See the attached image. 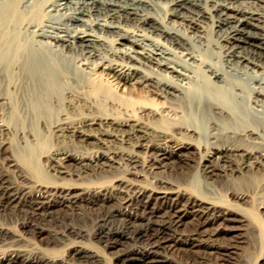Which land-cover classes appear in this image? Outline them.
I'll return each instance as SVG.
<instances>
[{
  "label": "bare ground",
  "instance_id": "obj_1",
  "mask_svg": "<svg viewBox=\"0 0 264 264\" xmlns=\"http://www.w3.org/2000/svg\"><path fill=\"white\" fill-rule=\"evenodd\" d=\"M83 100L117 115L55 113ZM8 106L12 122L38 130L16 150L23 168L0 143V218L53 232L70 253L25 256L21 232L1 225L0 264H100L80 239L102 244L114 264H224V232L244 220L214 184L264 172V0H0V110ZM10 125L0 121V137L14 135ZM44 132L98 148L43 152ZM172 164L196 172L159 176ZM73 169L96 183H58ZM115 171L126 177L108 180Z\"/></svg>",
  "mask_w": 264,
  "mask_h": 264
},
{
  "label": "rangeland",
  "instance_id": "obj_2",
  "mask_svg": "<svg viewBox=\"0 0 264 264\" xmlns=\"http://www.w3.org/2000/svg\"><path fill=\"white\" fill-rule=\"evenodd\" d=\"M164 13H165V10L161 9L160 15L164 16ZM211 40L213 41V44H212L213 48H215L217 51H219V49H217L218 46L215 43L218 41V38L213 35L211 37ZM220 42L221 41L219 40L218 43H220ZM205 55H206L207 59H211V60L213 59L214 61L219 59L218 54H212V53L208 52ZM112 89L114 92H116L115 91L116 89L114 87H112ZM83 92L85 93V89ZM118 93L119 92L115 93V96L117 98L120 97V96H118ZM121 101L124 104H127V102L125 100L122 99ZM139 101L140 102L143 101V102L150 103V104L158 103L156 98L144 97V96L142 98H140ZM87 102H88V100H85V101L83 100V102L82 101L74 102L73 108H71L72 111H71V109H70V111H67L69 109L64 107V105L63 106L59 105L56 107L55 113H58L57 111L60 112V111L66 110L65 112L68 113L69 117H71L74 120H77V119L79 120L80 117L82 118L84 116H89V115H91V116L103 115V116H108V117H110V116L114 117L117 115V112L116 111L113 112L114 110L111 111V109H110L111 107H109V106L108 107L106 106L107 108L106 107L105 108L104 107L99 108V106H97V105L96 106L95 105L90 106ZM88 106H89V108H88ZM8 110L10 111L9 106L2 108L0 110V121L6 122V123L8 122V124H11L10 126L12 128H14V130L16 132L11 137H8L9 139L7 137H0V143L3 141V143L6 142L7 144L10 145V146L8 145V147H7L8 150L6 151L5 156L10 157L11 159H14V161H15L17 159V156H16L17 148L19 146H24V143H25L24 138L29 136L28 140L33 139V136L31 135V134H33L32 131L36 130L38 128V126L32 125L29 121L27 122V124L26 123L22 124L19 121H15V120L12 122L13 119L10 120L11 117L9 115ZM14 122H15V124H14ZM40 130L41 129L39 128V131ZM44 133H45L46 138L48 140L49 146L47 145V147H49V148L45 147L43 152H46V151H48V149L53 148V149H58V150H61L64 152H69L71 154H78L81 150V152L79 154H83V153L85 154L86 153V155H88V154L90 155L91 153L95 152L96 149L98 148V147H95L93 145H91V146L88 145V146H85V149H83L81 147L82 145L78 141H75L71 136H69L70 138L68 136H66V137H63L65 139L58 138V140H57V138L56 137L54 138L53 135H50L46 132H44ZM114 143H111L112 145L110 144L111 145L110 146L109 141L107 142L108 148L109 147L111 148V149L109 148V150L119 151L120 147H121L120 150H122L124 148V146H122L121 143H119L121 146L118 145V142H114ZM94 147H95V149H94ZM80 148H82V149H80ZM82 151H83V153H82ZM15 157H16V159H15ZM4 159H1V165L3 166L1 168H2V170L4 169V172L7 171L8 175H10L11 172H9V169H7L8 167L6 166ZM2 162H4V163H2ZM17 163L20 166V168L21 167L23 168V166L20 165L19 160L16 162V164ZM44 165H45V162L42 161V166H44ZM75 170L76 169H73V171H72V173H73L72 178H70V176H62L61 178H64V180H59L58 183H62L64 181H66V183H68V182L74 183L75 185H81V184L86 185L87 183H90L89 179H91V177H88L86 175L87 173L83 174L82 177H83V179H88L89 181L83 180V179L79 180L76 177ZM90 170H92V169H90ZM90 170L88 169V172H89L88 175L92 174ZM195 172H196V169L193 166H192V168H188V167H185L182 165H173L172 164L167 169L159 171V176L164 177L171 182H178V180H177L178 175L180 177L183 176L184 178H187V177H191V175H193V173H195ZM175 174H176V176H175ZM261 174L256 176L257 177L256 178L254 175H252V173L245 171L242 174H239V173L233 174V176H232L233 179L231 178V176H230V178L227 177L228 179L226 178V180L223 181L222 186H219L218 184H216V185L214 184L215 193L216 194L218 193L216 195L217 196L216 198L218 200L222 199L221 203H223V205H225V207L227 206L230 209L233 208V210L236 209L235 211L240 213V215L242 216V217L238 216V218L244 220L242 223L241 222H235V223L230 224L226 228V231L224 232L222 244L223 245L225 244L226 245L225 247L227 248V253H226V258H225L226 261L224 264H264V231H263V228H264V172H262ZM229 175H231V174H229ZM109 177L110 178H108V180L113 179V177L114 178H120V177L123 178L126 176L122 171L121 172L115 171V173ZM255 178H256V180L261 181L263 186H262V184L259 185L258 181H256L257 182L256 183ZM146 179L150 180L151 177H147L144 175V176H142L140 181L142 183H146L147 182ZM248 179H249V181H248ZM91 180H92V183H96V182H93L94 179H91ZM253 180H254V182H253ZM262 180H263V182H262ZM251 182H253V183H251ZM254 183H256V185ZM202 188L204 190L206 189V188H204V186H202ZM240 196L245 197V201H241L238 198ZM222 201H225V202H222ZM81 219L79 216L74 217L73 222L78 223L81 221ZM1 225L3 228H7L8 230H10L13 233L15 232L16 234L17 233L20 234V232H21L20 238H22V239H20V241L17 243L18 244L17 246H18V248H20V250L22 251V253L25 256H34L36 254H39L41 256H48V257H53V258H57V259H63L64 257L68 256L70 253L69 246H63V245L59 244L57 239L53 235V232H46V233H42V234H28L26 231L23 230V228L21 227V225L19 223L18 224L17 223L7 224V221H4V219L0 218V226ZM87 227H88V230H90L92 228V223L89 222ZM58 229H59V227H58ZM80 241L84 242L86 244V247L91 249V251H93V250L97 251L98 250L101 252L102 260H101L100 264H114L113 263V255H111L110 251L105 250L102 244H100V243H91L90 244V242L87 239H84V240L80 239ZM89 245H92V246H89ZM227 245L229 247H227Z\"/></svg>",
  "mask_w": 264,
  "mask_h": 264
}]
</instances>
